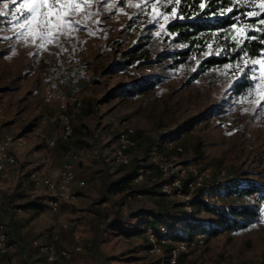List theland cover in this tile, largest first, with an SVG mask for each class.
I'll return each mask as SVG.
<instances>
[{
	"label": "rangeland",
	"instance_id": "1",
	"mask_svg": "<svg viewBox=\"0 0 264 264\" xmlns=\"http://www.w3.org/2000/svg\"><path fill=\"white\" fill-rule=\"evenodd\" d=\"M173 1L72 0L79 7L65 13V17L75 20L81 30L64 23L62 28L41 31L35 24L29 27L9 23L10 12L0 17V128L27 141L15 169L23 172L15 179L16 197L14 202L8 200L10 207H21L20 213L4 209L8 191L2 184L9 178L0 175V215L8 224L19 264H46L31 239L45 236L49 240L55 233L59 234V246L82 247L73 256V264L155 261L157 257L149 252L148 237L141 224L151 219L150 211L184 217L185 199L179 194L162 193V185L172 177L155 167L153 151L166 158L175 171L185 169V181L207 171L210 178L202 193H221L218 205L240 206L255 201L253 197L227 193L249 182L264 184V54L251 62L244 59L234 65L210 68L200 77L195 76L199 61L166 70V62L153 61L167 48L163 41L168 35L166 25L174 16L168 10ZM4 2L9 9L14 7L12 0H0V11L4 10ZM257 6L250 13L258 18L257 24L245 22L237 27L241 35L246 36L248 29L264 21V0H258ZM142 43H147L142 51L152 52L151 58H139L131 66L122 67V61L129 58L125 53ZM66 59H77L94 85L75 90L82 98L80 107L70 106L76 132L62 140L58 103L45 102L43 87L51 80L53 64ZM247 65L253 66L254 86L251 96L241 98L233 85L238 72ZM156 75L165 80L141 92L139 88ZM66 89L74 92L71 85ZM124 122L136 129L138 139L129 165L114 160L111 146ZM80 125L88 132L82 133ZM49 137L57 139V149H53L57 161L48 169H58L61 155H76L79 169L87 172L85 185L75 190L73 199L61 203L58 211L50 208L47 190L36 189L31 178L32 172L44 173L41 167L46 163L43 157L49 151ZM174 141L182 151L170 144ZM136 170L144 174L141 182L133 179L125 192L110 191L113 183ZM31 188L37 190L36 196L29 195L27 189ZM128 193L132 194L130 198ZM199 194L197 190L195 195ZM29 201L34 205L25 208L23 205ZM259 207V218L264 217V201ZM188 216L197 230L206 231L207 237L183 254L180 264L220 259L236 264H264V224L255 221L244 228L214 234L219 216L201 202ZM116 220L123 222L125 232L112 226ZM12 224L24 233H20L25 239L22 245ZM179 229L181 234L191 233L187 228Z\"/></svg>",
	"mask_w": 264,
	"mask_h": 264
},
{
	"label": "built area",
	"instance_id": "2",
	"mask_svg": "<svg viewBox=\"0 0 264 264\" xmlns=\"http://www.w3.org/2000/svg\"><path fill=\"white\" fill-rule=\"evenodd\" d=\"M71 85L74 92H68L67 87ZM93 80L86 77L82 70L81 63L77 59H66L63 63L53 64V74L51 80L43 87L44 100L47 104L53 105L58 103L59 119H60V134L62 140L71 138L77 128L74 123L70 106L80 107L82 98L78 96L75 90L82 87H92ZM82 133H87L88 128L79 126ZM49 151L46 155H51L52 150L57 145V139L49 137L46 139ZM174 145L178 151L183 148L178 145L177 141L170 143ZM27 141L22 136H16L11 132L0 128V173L10 170L18 164V156L26 148ZM113 148V158L117 163L122 165L131 164V151L138 146L136 129L124 122L119 131L116 140L111 141ZM75 159L65 156L56 172L40 173L32 172L31 178L36 187H43L48 192L47 202L53 211H58L63 202H69L75 197V186L77 183L84 185L85 181H78L77 172L75 170ZM152 159L156 162L160 171L164 175L172 177L170 181L162 185V193L167 196L179 194L185 199L183 205L185 209V218L190 219L193 212L194 202L196 198L201 197L202 200L211 207L218 205L222 199L221 193L206 191L201 192L198 196L195 195L197 190L202 191L203 186L210 175L207 171L201 173L197 177L189 181L184 180L186 170L175 171L167 159L160 157L156 151L152 153ZM144 174L140 171L134 178L135 182H141ZM227 194H230L229 192ZM129 194V198L131 197ZM239 194H230V196H238ZM259 224H264V217L258 218ZM184 221L177 222L171 228L166 223H157L153 225H143L144 233L148 237L149 252L155 255L159 264H179L183 254L188 253L191 248L203 243L207 234L205 232L183 234V238L175 240L170 235L171 233L180 232L179 228H183ZM32 246L45 257L49 264H72L73 256L82 251V247L77 245L71 247L59 246V234H54L51 240L41 242L35 238L31 242ZM0 256L5 258L0 264H19L13 254V245L10 240L7 224L0 219ZM201 264H236L234 261L220 259L217 261L206 260Z\"/></svg>",
	"mask_w": 264,
	"mask_h": 264
},
{
	"label": "trees",
	"instance_id": "3",
	"mask_svg": "<svg viewBox=\"0 0 264 264\" xmlns=\"http://www.w3.org/2000/svg\"><path fill=\"white\" fill-rule=\"evenodd\" d=\"M202 4L204 5L203 8L201 7ZM257 5L258 0H180L179 3L174 0L173 5L168 10L173 12V9H175V13L166 25L168 35L164 37L163 41L167 44V48L165 51L158 53L153 62H166L164 68L169 71L199 61V69L195 76L200 77V74L210 68L234 65L244 59L251 62L260 58L264 54V23H258L254 28L247 27L250 29H248L246 36L241 35L237 29L245 22L250 26L257 24L258 18L250 16L251 12L258 9ZM146 44L142 43L127 51L125 56L129 55V58L122 61V67L131 66L139 58L145 61L149 60L152 52L149 50L142 51ZM252 68V65H247L242 71L238 72L239 78L233 85V91L238 97H249L252 94L254 86ZM164 80L161 75H156L153 81L142 85L139 90L141 92L150 90ZM155 167L160 170L158 166ZM137 173L136 170L135 173L128 174L120 181L113 183L110 186V191L113 193L125 192L130 188V184ZM241 188L230 189L228 192L243 195L247 198L253 197L255 200L253 203L240 206L211 207L201 197L195 200L194 206L201 202L205 208L217 212L219 227L214 229L212 233L244 228L259 218V203L264 201V184L249 182ZM15 197L12 194L9 200L14 202ZM32 205H34L33 201H29L23 206L29 208ZM148 216L151 219L144 220L142 226H155L157 223L162 222L172 228L176 222L184 221L183 228L189 229L191 233H206L203 229L197 230L198 226H195L192 217L186 219L185 217L162 215L154 211H150ZM112 226L125 232L123 222L120 220H116ZM170 236L178 240L183 238L184 235L177 232L171 233ZM147 264H159V260L156 259Z\"/></svg>",
	"mask_w": 264,
	"mask_h": 264
},
{
	"label": "snow or ice",
	"instance_id": "4",
	"mask_svg": "<svg viewBox=\"0 0 264 264\" xmlns=\"http://www.w3.org/2000/svg\"><path fill=\"white\" fill-rule=\"evenodd\" d=\"M103 2H106V0H103ZM176 2L179 3L180 0H176ZM12 4L14 7L9 9L8 3L4 2V10L0 11V17L8 15L10 12L11 19L8 22L14 24V26L24 25L30 27L35 24L41 28V31H50L54 28H62L64 23H71L78 30L82 28L71 17H65V13L79 7L72 0H53L52 3H49V0H22L20 3H17V0H12ZM201 7L203 8L204 5L202 4ZM173 13H175V9H173ZM53 20H55V23H53ZM261 22L264 23V21ZM22 34L23 32L18 33V35Z\"/></svg>",
	"mask_w": 264,
	"mask_h": 264
},
{
	"label": "crops",
	"instance_id": "5",
	"mask_svg": "<svg viewBox=\"0 0 264 264\" xmlns=\"http://www.w3.org/2000/svg\"><path fill=\"white\" fill-rule=\"evenodd\" d=\"M30 146H33L32 144H30ZM55 149H57V148H55ZM54 149V150H55ZM52 151V153H51V155H46V157H43V159L44 160H46L45 162L46 163H42V165H44L45 164V166L44 167H41V170H42V172L44 171V173H50V172H56L58 169L57 168H52V169H48L49 167H51V165H52V162H56L57 161V159H56V157H55V155H56V153H55V151ZM42 157V156H41ZM63 157V155H61V157L59 158V162L60 161H62V158ZM83 161L86 163V158H84L83 159ZM78 162H80V161H78ZM78 162H75V170H76V172H77V177H78V181H80V180H84L83 178L86 176V174H87V172H85L86 171V169L84 170V168H82V169H79V166L77 165L78 164ZM18 165V164H17ZM17 165H16V167H14V168H12V169H10V170H7V171H4V172H2V173H0V175H5V176H7L8 178H9V180H7V182H4L3 184H2V188L3 189H5V190H7L8 191V193H7V198H6V200H5V205L3 206L4 207V209L5 210H8L9 212L10 211H13V212H21L22 211V209H16V208H13V207H10V205L8 204V200L10 199V197H11V195L13 194V192H14V187L17 185V182L15 181V179L17 178V177H19V176H21L22 174H23V172H20L19 170H15L16 168H17ZM59 168V167H58ZM14 174H16V176L14 175ZM12 180L13 181H15L14 183H12ZM85 181V180H84ZM104 184V183H103ZM35 185V184H34ZM85 185V184H84ZM80 186H83V185H81V184H79V183H77L76 184V186H75V190L77 191V190H79V188H80ZM10 188H12V189H10ZM35 188L36 189H39V188H41V187H36L35 186ZM36 189H27V191H28V193H29V195L31 196V197H33V196H36V194H37V190ZM6 191V192H7ZM47 196H48V192H47ZM51 208V207H50ZM149 218H151V217H149ZM0 219L2 220V221H4L6 224H7V222L5 221V220H3L2 219V217H1V215H0ZM15 220H13V222H14ZM17 223H18V221H16ZM7 226H8V224H7ZM65 226H67V225H65ZM10 227H11V229H13L14 230V234H15V236L17 237L16 239L19 241H17L18 243H19V245H22L24 242H25V239H24V237H22V235L24 234L23 232L21 233V231H20V229H19V227L18 226H13V224L12 225H10ZM22 235H21V234ZM56 234V233H55ZM54 235V234H53ZM53 235H52V237H53ZM22 237V238H21ZM51 237V238H52ZM35 238H38L41 242H47V241H49V240H51V238L48 240V238L47 237H45V236H42V237H38V236H36ZM35 238H33V239H35ZM33 239H31V242H32V240ZM12 245H13V252H14V244L12 243ZM79 253V252H78ZM14 254V253H13ZM15 256V255H14ZM44 257V256H43ZM44 259H45V257H44ZM5 261V258L4 257H1L0 256V262H4ZM45 263L46 264H49L47 261H46V259H45ZM72 264H73V261H72Z\"/></svg>",
	"mask_w": 264,
	"mask_h": 264
}]
</instances>
